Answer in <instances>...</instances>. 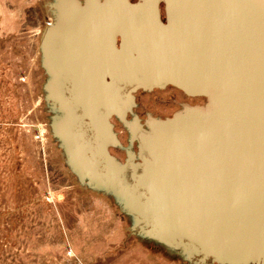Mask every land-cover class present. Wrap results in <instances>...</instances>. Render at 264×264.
Returning a JSON list of instances; mask_svg holds the SVG:
<instances>
[{"label": "water", "instance_id": "1", "mask_svg": "<svg viewBox=\"0 0 264 264\" xmlns=\"http://www.w3.org/2000/svg\"><path fill=\"white\" fill-rule=\"evenodd\" d=\"M47 6L43 100L76 183L179 264H264V0ZM167 87L204 101L141 119L135 93Z\"/></svg>", "mask_w": 264, "mask_h": 264}, {"label": "rangeland", "instance_id": "2", "mask_svg": "<svg viewBox=\"0 0 264 264\" xmlns=\"http://www.w3.org/2000/svg\"><path fill=\"white\" fill-rule=\"evenodd\" d=\"M50 1L0 0V264H179L130 234L109 199L81 188L50 136L39 63ZM135 96L141 119L204 101L172 87Z\"/></svg>", "mask_w": 264, "mask_h": 264}, {"label": "flooded vegetation", "instance_id": "3", "mask_svg": "<svg viewBox=\"0 0 264 264\" xmlns=\"http://www.w3.org/2000/svg\"><path fill=\"white\" fill-rule=\"evenodd\" d=\"M173 88V87H172ZM174 90H176V91H178V92H180V93H182L180 90H178V89H176V88H174ZM183 94V93H182ZM184 95V94H183ZM185 96V95H184Z\"/></svg>", "mask_w": 264, "mask_h": 264}]
</instances>
